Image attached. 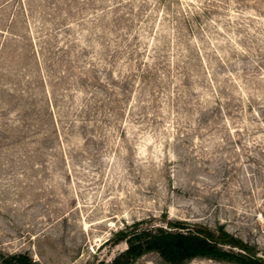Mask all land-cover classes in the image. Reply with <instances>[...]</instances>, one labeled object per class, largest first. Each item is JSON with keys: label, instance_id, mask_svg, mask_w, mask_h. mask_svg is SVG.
Returning <instances> with one entry per match:
<instances>
[{"label": "rangeland", "instance_id": "374dc122", "mask_svg": "<svg viewBox=\"0 0 264 264\" xmlns=\"http://www.w3.org/2000/svg\"><path fill=\"white\" fill-rule=\"evenodd\" d=\"M170 221L264 264V0H0V264Z\"/></svg>", "mask_w": 264, "mask_h": 264}, {"label": "trees", "instance_id": "16d2710c", "mask_svg": "<svg viewBox=\"0 0 264 264\" xmlns=\"http://www.w3.org/2000/svg\"><path fill=\"white\" fill-rule=\"evenodd\" d=\"M127 247L109 263L131 264L147 252H158L169 264H184L196 257H211L220 260L247 263L233 247L247 250L248 246L227 232L215 233L209 228H200L180 221H170L167 226H132L119 231ZM230 245L231 249L224 246ZM12 264H35L25 253H15L7 260Z\"/></svg>", "mask_w": 264, "mask_h": 264}]
</instances>
